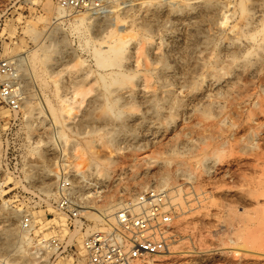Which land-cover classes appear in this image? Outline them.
I'll return each instance as SVG.
<instances>
[{
	"label": "rangeland",
	"instance_id": "374dc122",
	"mask_svg": "<svg viewBox=\"0 0 264 264\" xmlns=\"http://www.w3.org/2000/svg\"><path fill=\"white\" fill-rule=\"evenodd\" d=\"M63 1L0 0L21 101L0 104V264H83L84 239L152 189L169 254L136 264H264V0ZM61 179L99 219L54 211Z\"/></svg>",
	"mask_w": 264,
	"mask_h": 264
},
{
	"label": "built area",
	"instance_id": "2783aa9c",
	"mask_svg": "<svg viewBox=\"0 0 264 264\" xmlns=\"http://www.w3.org/2000/svg\"><path fill=\"white\" fill-rule=\"evenodd\" d=\"M87 0H64L61 8L82 10ZM97 8L98 5H92ZM16 69L13 63L0 61V104L12 112L21 106L16 89ZM54 211L67 218L73 228L82 230L80 208L68 179H61L55 191ZM103 225L84 239L81 245L83 264H136L165 254L170 242L172 211L168 195L160 190L133 193L132 199L113 215L112 222ZM23 230L31 227L29 217L23 219ZM54 248L56 239L44 241Z\"/></svg>",
	"mask_w": 264,
	"mask_h": 264
},
{
	"label": "bare ground",
	"instance_id": "6f19581e",
	"mask_svg": "<svg viewBox=\"0 0 264 264\" xmlns=\"http://www.w3.org/2000/svg\"><path fill=\"white\" fill-rule=\"evenodd\" d=\"M113 47H112V50L114 52V54H119L120 53V47H119V43L118 41H114V43L112 44ZM100 64L101 65H104L106 64V60L104 59H101L100 60ZM83 98V94L82 93H77V92H74L73 95H72V105L73 106H78L80 104V101H78L79 99H82ZM64 114L66 115V117L70 120L73 116V107H67L66 110L63 111ZM80 213L81 215H86L87 217L89 218H94V219H99V214H98V211L96 209H93V208H90V207H81L80 208ZM44 249H46V251H48L47 247H42ZM166 254H169L168 252H166Z\"/></svg>",
	"mask_w": 264,
	"mask_h": 264
}]
</instances>
